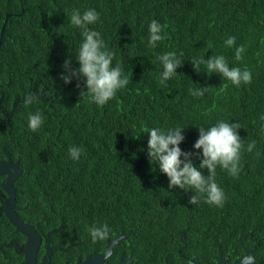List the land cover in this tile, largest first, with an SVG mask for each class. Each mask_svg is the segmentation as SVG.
<instances>
[{
	"label": "trees",
	"instance_id": "1",
	"mask_svg": "<svg viewBox=\"0 0 264 264\" xmlns=\"http://www.w3.org/2000/svg\"><path fill=\"white\" fill-rule=\"evenodd\" d=\"M73 9L99 12L89 27L115 53L113 66L118 63L129 77L103 106L80 96L87 90L84 78L80 88L75 78L67 84L60 78L66 58L79 67L82 36L70 23ZM5 14L0 160L22 169L14 183L16 212L56 246L45 256L48 264H73L121 232L129 234L113 246L109 259L121 253L131 264H186L182 254L217 264L219 255L231 261L254 246L252 264H264V0H0V28ZM153 19L165 26V39L155 48L148 46ZM230 36L235 46L226 47ZM240 45L245 51L237 61ZM168 51L182 52L184 62L161 84L157 56ZM213 54L224 55L230 67L249 69L252 82L237 87L217 73L209 75L204 64L199 73L194 70L192 58ZM200 87L209 89L202 97L189 94V88ZM30 92L36 99L26 106L23 98ZM35 112L43 124L33 132L28 115ZM218 120L242 126L241 171L233 177L217 167L223 207L203 199L192 205L194 193L169 189L166 174L149 162L144 130L185 128L180 147L196 152L198 127ZM72 146L83 149L78 160L69 155ZM193 162L198 167L199 159ZM2 203L0 198V264H21L24 236L4 216ZM104 223L108 237L93 241L89 227ZM44 253L41 247L38 257Z\"/></svg>",
	"mask_w": 264,
	"mask_h": 264
},
{
	"label": "clouds",
	"instance_id": "2",
	"mask_svg": "<svg viewBox=\"0 0 264 264\" xmlns=\"http://www.w3.org/2000/svg\"><path fill=\"white\" fill-rule=\"evenodd\" d=\"M99 18L100 14L95 9H88L84 12L79 9L72 10L70 23L80 30L82 36V41L76 52V60L79 63V67L73 68L70 57L66 58L62 65L64 72L60 74V78L65 84L70 83L75 78L77 80V88L81 87L79 81L84 78V85L87 90L81 89L80 96L83 98L85 95H90L93 102L98 106H103L115 97L119 89L126 87L130 81L129 77L123 74V69L118 63L113 66L115 53L105 46L100 32L89 27L95 24ZM164 27L159 21L151 20L148 26L149 47L155 48L158 42L165 39V35L162 34ZM235 41L236 38L230 36L224 41V44L226 47H233L235 46ZM244 51V45L235 48V59L237 61L242 60ZM181 56H183L182 52L178 56L174 51H168L157 56V60L162 66L160 74L161 84L175 76L177 69L183 66L184 61L180 59ZM191 61L196 72L199 73L200 65L204 64L209 75L217 73L237 87L242 83L250 84L252 82V74L249 69L245 67L242 70L240 67H230L224 55L213 54L208 59H204V57L197 59L194 57ZM208 90V87H200L189 88L188 91L194 97H202ZM223 90V88L220 89V91ZM35 99L36 96L30 92L23 98V103L27 106L32 104ZM260 119L264 121V116H261ZM42 124L43 116L41 113L35 112L28 115V128L33 132L37 131ZM241 127L239 122L230 123L225 120H218L210 127H198L199 137L193 144V148L198 150L196 152L185 151L180 147L181 142L185 139V136L182 135L185 128L160 129L153 127L145 129L144 133L148 134L147 156L149 162L151 164L155 162L160 172L166 174L169 181V189L179 188L186 191L191 190L194 193L189 198L190 204L196 205L203 199L209 205L223 207L226 195L215 180L216 169L219 166L233 177L239 175L241 171V151L245 148L238 132ZM261 131L264 132V124L261 125ZM255 145L256 141H251L248 143L246 150L251 152ZM68 152L72 159L78 160L83 149L72 146L68 149ZM256 155L259 156L260 153L257 152ZM193 157L199 159L198 167L194 165ZM203 169H207V175L203 173ZM88 231L92 240L96 241L107 238L110 228L107 223H104L99 226L93 225L89 227ZM24 242L25 236L22 246H19V250L24 246ZM55 248L56 246L54 245L53 249ZM219 256L222 257V255ZM251 259V257L248 258L249 261Z\"/></svg>",
	"mask_w": 264,
	"mask_h": 264
},
{
	"label": "water",
	"instance_id": "3",
	"mask_svg": "<svg viewBox=\"0 0 264 264\" xmlns=\"http://www.w3.org/2000/svg\"><path fill=\"white\" fill-rule=\"evenodd\" d=\"M8 14H5V18L7 20ZM6 20L2 23L0 28V43L3 37V32L6 24ZM22 169L18 167L16 164L7 161L0 160V176L4 175V183H3V191L5 193V197L3 200V213L4 216L8 219L9 223L20 232L23 236H25L24 246L20 249L23 254L24 262L21 264H37L36 257L37 251L39 249L41 238L37 234L35 228L30 224L22 221L17 213H16V197H15V188L14 183L16 179L21 174ZM129 233H120L115 236L112 240L108 241L105 250L101 253H97L91 257L84 259L81 262L76 264H104L103 262L111 253L112 246L125 235ZM251 257V261L248 258ZM226 258L218 257L217 264H224ZM253 261L252 257V247L249 248L246 252V255L243 258L236 260L233 264H250Z\"/></svg>",
	"mask_w": 264,
	"mask_h": 264
},
{
	"label": "flooded vegetation",
	"instance_id": "4",
	"mask_svg": "<svg viewBox=\"0 0 264 264\" xmlns=\"http://www.w3.org/2000/svg\"><path fill=\"white\" fill-rule=\"evenodd\" d=\"M11 162V161H10ZM13 163V162H12ZM15 164V163H14ZM19 167V166H18ZM4 176L3 175H1L0 176V198L2 199V202H3V200H4V197H5V193H4V191H3V188H2V186H3V183H4ZM2 208H3V203H2ZM108 243V242H107ZM43 248L44 249V251H45V253L44 254H42L40 257H38L37 256V259H36V261H37V264H48V262H46V260H45V256H47V254H50L51 253V251L53 250V247H54V245H50L49 244V242L48 241H46V240H43L42 238H41V245H40V248ZM251 247V246H250ZM249 247V248H250ZM254 247V246H253ZM252 247V252H253V248ZM248 248V249H249ZM247 249V250H248ZM103 250V249H102ZM102 250H100V251H98V252H94V253H92V254H90V255H88L86 258H88V257H91V256H93V255H95V254H97V253H99V252H101ZM179 250H180V248L178 247L177 248V251L179 252ZM246 250V251H247ZM48 251H50L49 253H47ZM246 251H245V253L243 254V255H241V256H239V257H236V258H234L233 260H231V261H228V256L226 255V256H223L222 255V257H226V259H225V262H224V264H233L236 260H238V259H240V258H243L245 255H246ZM110 255H111V253H110ZM181 256H182V258L185 260V261H187V263L186 264H201V261L197 258V257H191V258H187V257H185L184 255H182L181 254ZM110 257V256H109ZM109 257L108 258H106L105 259V261L103 262L104 264H131L132 263V258L130 257V258H128V259H124L123 258V255L120 253L119 255H117V257H113V258H111V259H109ZM253 257V256H252ZM85 259V258H84ZM83 260V259H82ZM82 260H80V258L79 257H77L76 259H75V262L73 263V264H75V263H78V262H81ZM254 262V259H253V261L250 263V264H252ZM66 264V263H65Z\"/></svg>",
	"mask_w": 264,
	"mask_h": 264
},
{
	"label": "rangeland",
	"instance_id": "5",
	"mask_svg": "<svg viewBox=\"0 0 264 264\" xmlns=\"http://www.w3.org/2000/svg\"><path fill=\"white\" fill-rule=\"evenodd\" d=\"M12 22V20L10 19V21H9V23H11ZM213 74V73H212Z\"/></svg>",
	"mask_w": 264,
	"mask_h": 264
},
{
	"label": "bare ground",
	"instance_id": "6",
	"mask_svg": "<svg viewBox=\"0 0 264 264\" xmlns=\"http://www.w3.org/2000/svg\"><path fill=\"white\" fill-rule=\"evenodd\" d=\"M23 262H24V257H23ZM23 262H22V263H23Z\"/></svg>",
	"mask_w": 264,
	"mask_h": 264
}]
</instances>
